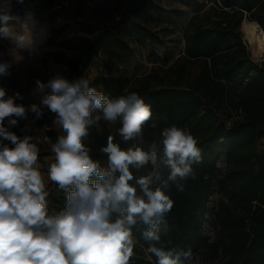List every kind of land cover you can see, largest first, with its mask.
<instances>
[{
    "label": "trees",
    "instance_id": "1",
    "mask_svg": "<svg viewBox=\"0 0 264 264\" xmlns=\"http://www.w3.org/2000/svg\"><path fill=\"white\" fill-rule=\"evenodd\" d=\"M14 1L10 14L29 11L46 22L66 14L62 25L52 30L59 35L65 29L71 33L59 42L69 54L59 51L54 58L63 64L61 74L69 81L83 78L106 46L115 47L128 58L134 56L135 41L146 32L139 21L143 16L160 27L152 33V39L159 35L160 41L171 43L173 48L180 44L173 60L162 58L148 74L127 77L101 73L88 85L110 100L135 92L151 106L152 119L143 126L142 138L126 141L118 132L110 131L100 108L91 112L93 122L83 138L91 158L106 172L108 157L100 149L107 145L109 135L124 150L133 145L147 150L153 142L157 144L158 167L149 163L137 171L130 166L134 179L129 184L136 187L137 196H143L135 183L140 176L157 173L160 178L153 177L154 190L163 187L169 175L170 169L160 161L164 128L175 125L186 130L201 149V162L192 166L195 178L182 182L184 191H178L171 181L164 188L173 207L158 224L160 242L144 238L143 232L149 226L142 221L133 226L129 264H156V257L146 251L150 243L174 249V256H179L177 264H189L191 258L201 264H264V62L253 60L239 31L241 21L246 19L256 21L264 32V0H187L202 8L188 17L180 36L176 27L184 12L178 7L160 10L154 0H102L93 6L78 0L77 10L65 0ZM38 110L39 116L26 111V119L43 116ZM152 123H156L155 128ZM5 129L20 139L28 136L8 123ZM48 134L51 142L58 139L55 133ZM29 142L37 145L39 153L42 151L40 142L32 138ZM4 146L14 147L0 136V148ZM221 152L226 161L223 172L216 166ZM114 176L118 177L119 172ZM100 179L93 174L89 182L94 185ZM213 179L224 198L213 211L216 237L208 241L200 232V221ZM73 190L71 185L60 188L52 183L47 215L56 216L66 210L68 194ZM121 215L113 212L111 218Z\"/></svg>",
    "mask_w": 264,
    "mask_h": 264
},
{
    "label": "clouds",
    "instance_id": "2",
    "mask_svg": "<svg viewBox=\"0 0 264 264\" xmlns=\"http://www.w3.org/2000/svg\"><path fill=\"white\" fill-rule=\"evenodd\" d=\"M11 7L12 0L0 4V41L8 42L7 55L11 57L0 59L3 77L12 75L13 66L25 59L24 52L30 57L40 55L39 44L45 39V30L31 14L12 16ZM3 55L0 52V57ZM35 85L33 95L40 94L41 103L56 114L54 122L66 133L52 145L55 162L48 168V179L60 188L71 185L74 190L68 194L66 210L47 215L48 193L38 163L39 148L29 142L30 137L20 139L5 129V121L15 126L26 119V108L16 103L20 93L6 96L0 87V136L14 145L0 148V264H129L133 226L142 221L149 226L144 238L159 243L158 224L173 207L164 188L171 181L182 192V182L195 178L192 166L202 160L196 139L175 125L164 128L160 161L170 169L169 175L163 187L154 190L151 185L154 176L160 178L157 173L140 176L135 183L143 196H137L136 187L129 184L134 179L130 166L151 163L158 167L157 144L153 142L147 150L137 145L124 150L109 135L107 145L100 149L108 157L106 172L91 158L83 138L93 122L90 114L97 108L109 123L119 121L118 133L124 140L142 138L143 126L152 119L151 106L135 92L110 100L89 87L87 79L69 81L59 72L47 82L36 79ZM31 111L40 115L36 104L31 105ZM151 126L155 128L156 123ZM93 174L101 178L94 185L89 182ZM113 212L122 215L112 220ZM146 251L156 257V264H177L179 259L174 249L165 250L156 243H150Z\"/></svg>",
    "mask_w": 264,
    "mask_h": 264
},
{
    "label": "rangeland",
    "instance_id": "3",
    "mask_svg": "<svg viewBox=\"0 0 264 264\" xmlns=\"http://www.w3.org/2000/svg\"><path fill=\"white\" fill-rule=\"evenodd\" d=\"M87 4L93 6L101 2L102 0H80ZM160 10H168L170 8L178 7L184 14L177 25V35L180 36V28L186 22L188 17L194 12L202 8V6H195L193 2H187V0H154ZM15 1L12 0V3ZM3 0H0V4ZM65 4L73 8L78 9V0H65ZM27 13L34 15L29 11H25L22 14L11 13L12 16L24 17ZM66 14L55 18L51 22L38 21L39 26L45 30V39L39 44L40 55L30 57L27 52H24L25 59L19 63V65H14L11 69L12 75L8 77L0 76V87L6 90V96H15L18 92L20 97L16 99V103L25 106L26 111L31 110V105L36 104L38 109L43 112V116L32 119H20L18 124L15 125L20 131L28 134L32 139L37 140L42 144V151L39 153L38 163L40 165V171L45 183V191L48 193L46 196V203L48 202V197L52 188L53 181H50L47 176L48 168L51 163L55 162V153L52 152V145L57 143L51 142L49 134L50 132L55 133L58 138L64 134L63 129L59 124L54 121L56 119V114L51 112L46 106L41 103V96L39 93L33 95V90L35 89V80L40 79L44 82L51 79L56 73L62 72L64 66L58 60H55V55L57 52L62 51L65 55L69 54V50L59 47V42L71 36L68 29L62 31L61 35L57 34L54 28L59 27L63 23V17ZM141 25L146 29L145 33L135 41L137 49L135 50L134 56L128 58L122 54V52L113 46H106L103 48L93 59L91 65L86 69L84 73L85 79L89 82L95 77L99 76L101 73H110L112 75H122L127 77H138L148 74L152 67H157L161 64L162 58L166 57L169 61L173 60L178 55V47L173 48L172 44L169 42L160 41L159 35L154 36L155 40L151 38L154 31L160 29L154 22L146 19L144 16L139 19ZM239 31L242 35V39H245L244 34L239 27ZM247 49L251 53V57L256 62H264V60H259L255 58L250 49V44L245 41ZM183 43L181 42V45ZM9 47L7 41H0V52L4 55L0 59H11L7 55V48ZM94 110V109H93ZM92 110V111H93ZM7 123V121H5ZM119 121L115 124L106 123V127L112 132H118L120 127ZM140 146V145H138ZM142 147V146H140ZM146 166V165H145ZM143 167H135L137 171H142ZM109 165L106 166L108 171ZM189 264H201L195 258L189 259Z\"/></svg>",
    "mask_w": 264,
    "mask_h": 264
},
{
    "label": "built area",
    "instance_id": "4",
    "mask_svg": "<svg viewBox=\"0 0 264 264\" xmlns=\"http://www.w3.org/2000/svg\"><path fill=\"white\" fill-rule=\"evenodd\" d=\"M229 124V122H227ZM216 166L223 172L226 168L224 152H221L216 160ZM220 176V175H218ZM215 180H212L210 192L205 201V209L201 216L200 232L207 237L208 241H213L216 237V228L212 224L213 211L216 209V204L224 195L217 189ZM197 260V259H196ZM198 262H200L198 260Z\"/></svg>",
    "mask_w": 264,
    "mask_h": 264
},
{
    "label": "bare ground",
    "instance_id": "5",
    "mask_svg": "<svg viewBox=\"0 0 264 264\" xmlns=\"http://www.w3.org/2000/svg\"><path fill=\"white\" fill-rule=\"evenodd\" d=\"M240 26L245 41L250 43V49L253 56L259 60H264V33L260 29L259 24L256 21L244 19L241 21Z\"/></svg>",
    "mask_w": 264,
    "mask_h": 264
},
{
    "label": "water",
    "instance_id": "6",
    "mask_svg": "<svg viewBox=\"0 0 264 264\" xmlns=\"http://www.w3.org/2000/svg\"><path fill=\"white\" fill-rule=\"evenodd\" d=\"M260 29H261V27H260ZM262 30V29H261ZM263 32V31H262ZM264 33V32H263ZM245 40V39H244ZM250 44V43H249Z\"/></svg>",
    "mask_w": 264,
    "mask_h": 264
},
{
    "label": "crops",
    "instance_id": "7",
    "mask_svg": "<svg viewBox=\"0 0 264 264\" xmlns=\"http://www.w3.org/2000/svg\"><path fill=\"white\" fill-rule=\"evenodd\" d=\"M133 241H134V239H133Z\"/></svg>",
    "mask_w": 264,
    "mask_h": 264
}]
</instances>
